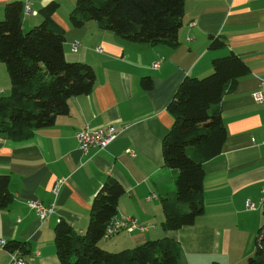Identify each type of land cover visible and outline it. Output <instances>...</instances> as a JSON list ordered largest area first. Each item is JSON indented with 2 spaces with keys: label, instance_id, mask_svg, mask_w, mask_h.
<instances>
[{
  "label": "crops",
  "instance_id": "0c3cea01",
  "mask_svg": "<svg viewBox=\"0 0 264 264\" xmlns=\"http://www.w3.org/2000/svg\"><path fill=\"white\" fill-rule=\"evenodd\" d=\"M15 1L30 5L23 16L26 32L43 21L42 8L59 0H0V21ZM53 18L66 33L67 61L92 66L96 82L91 93L70 99L69 112L53 127L23 141L0 132V176H9L13 196L0 208V238L22 243L27 264H61L57 223L65 220L85 234L95 196L114 178L126 190L115 217L137 218L148 229L102 240L106 251L169 239L181 248L177 264H247L264 241V207L247 208L248 201H260L264 190V106L254 100L264 82V0H185L177 46L130 43L95 21L74 28L59 9ZM214 37L226 46L212 50ZM76 40L83 44L78 52L72 49ZM232 53L250 73L230 83L220 105L227 140L223 153L204 165L205 212L192 226L166 231L162 198L175 192L177 176L164 166L162 152L174 124L169 103L186 77L210 75L212 61ZM160 60L161 66L153 68ZM145 77L152 80L149 90L142 86ZM10 95L8 69L0 62V99ZM110 125L121 130L112 144L88 154L80 150L78 132ZM59 180L65 183L56 195ZM152 194L157 198L147 200ZM36 201L54 205V214L42 221L29 206ZM0 264H12L7 250H0Z\"/></svg>",
  "mask_w": 264,
  "mask_h": 264
},
{
  "label": "trees",
  "instance_id": "16d2710c",
  "mask_svg": "<svg viewBox=\"0 0 264 264\" xmlns=\"http://www.w3.org/2000/svg\"><path fill=\"white\" fill-rule=\"evenodd\" d=\"M75 6L69 17L74 28L95 21L101 29L134 44L177 46L185 14V0H76ZM59 7L53 1L42 8L43 21L26 32L22 27L25 9L20 1L9 3L0 21V62L6 64L11 80V95L0 99V132L12 140L23 141L53 127L59 116L69 112L71 98L87 95L95 86L92 66L66 59V33L53 18ZM209 45L220 50L226 42L214 37ZM212 68L204 78L186 77L168 106L174 124L163 140L162 152L164 166L177 176L175 192L162 198L166 231L192 226L204 214V165L223 153L227 140L220 105L230 83L250 73L247 64L233 53L214 59ZM142 86L151 89V78H143ZM9 184V176L1 175L0 208L13 201ZM125 191L114 178L102 185L85 234L59 220L55 244L61 264L178 263L181 248L174 240L149 241L116 253L100 247L107 223L117 215ZM23 247L13 242L8 249L22 253ZM247 264H264L263 240Z\"/></svg>",
  "mask_w": 264,
  "mask_h": 264
},
{
  "label": "built area",
  "instance_id": "2783aa9c",
  "mask_svg": "<svg viewBox=\"0 0 264 264\" xmlns=\"http://www.w3.org/2000/svg\"><path fill=\"white\" fill-rule=\"evenodd\" d=\"M227 1V0H226ZM25 12L29 13L30 5L27 3L26 6H24ZM83 46V44L76 40L72 44V49L74 52H78L79 49ZM163 60H160L156 62L153 65V68H159L162 64ZM254 100L264 106V82L259 86L258 90L254 94ZM121 130L117 127L110 125L105 128L100 129H90L85 128L83 131H80L76 134V138L79 143V148L84 154H88L90 150L93 149H105L107 146L112 144L120 135ZM130 155H134L133 152H129ZM65 183V180H59L56 184V187L54 189V192L56 195L59 194L60 188ZM157 198L156 194H152L148 196L147 200H152ZM29 206L35 210L38 217L44 221L49 216L54 214L55 212V206L54 205H48L45 206L42 202L36 201V202H30ZM264 207V190H263V197L260 199L258 203H254L252 201L247 202V208L249 210L255 211L258 210V208ZM147 226L140 223V221L137 218L129 217V216H122V217H114L112 218L105 228L104 233V240L111 239L118 235L121 232H145L147 231ZM264 229L262 232V235L260 236V240L263 237ZM83 234V233H79ZM9 242L6 239L0 238V250H7L10 253L11 256V263L12 264H27L26 260L23 257V254L19 250L9 251Z\"/></svg>",
  "mask_w": 264,
  "mask_h": 264
},
{
  "label": "rangeland",
  "instance_id": "374dc122",
  "mask_svg": "<svg viewBox=\"0 0 264 264\" xmlns=\"http://www.w3.org/2000/svg\"><path fill=\"white\" fill-rule=\"evenodd\" d=\"M72 1V6L70 4L69 0H59L58 3L61 5L59 7V12H61L62 14L64 13V15H67L68 18L70 17V13L71 11H73L75 9V5H76V0H71ZM71 8V9H70ZM69 10V12L67 13V11ZM70 20V19H69ZM104 240V239H103Z\"/></svg>",
  "mask_w": 264,
  "mask_h": 264
},
{
  "label": "water",
  "instance_id": "95a60500",
  "mask_svg": "<svg viewBox=\"0 0 264 264\" xmlns=\"http://www.w3.org/2000/svg\"><path fill=\"white\" fill-rule=\"evenodd\" d=\"M264 238V234H263V237H262V239Z\"/></svg>",
  "mask_w": 264,
  "mask_h": 264
}]
</instances>
